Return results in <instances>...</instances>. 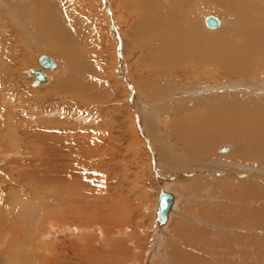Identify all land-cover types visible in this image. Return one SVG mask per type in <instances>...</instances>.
Masks as SVG:
<instances>
[{"label":"bare ground","instance_id":"6f19581e","mask_svg":"<svg viewBox=\"0 0 264 264\" xmlns=\"http://www.w3.org/2000/svg\"><path fill=\"white\" fill-rule=\"evenodd\" d=\"M100 1L115 40V70L120 90L128 94L131 121L122 113L114 119L132 125L126 126L128 134L119 127L122 134L116 137L129 135L127 147L145 150L148 179L159 196L161 190L173 196L168 220L157 222V205L144 250L135 228L130 233L126 226L124 203L114 209L121 211L119 218L107 220L81 178H62L58 169L48 172L56 178L42 172L32 178L28 169H38L40 160H67L65 148L54 149L61 140L57 136L48 141L47 133L23 132L13 107L5 114L0 106V264H264V0ZM118 7L133 19L126 31L117 22ZM209 16L219 17L218 28L207 25ZM86 25L66 12L62 0H0L1 78L14 85V61L21 55L14 53V44L21 42L55 54L66 65L67 75L60 76L53 92L106 102L108 90L93 93L95 85L103 86L101 80L88 81L105 68L99 70L94 61L99 56L95 31ZM50 57L56 68L44 71L45 86L52 85L51 74L61 66ZM1 78L0 95L7 84ZM51 115L45 124L41 118L43 127L48 128ZM105 122L109 130L112 123ZM32 137L41 138L48 150L35 153ZM94 137L91 144L100 145ZM107 151L98 146L90 160L102 154L107 160ZM16 171L23 180L14 178ZM56 180L60 188L48 187Z\"/></svg>","mask_w":264,"mask_h":264},{"label":"rangeland","instance_id":"374dc122","mask_svg":"<svg viewBox=\"0 0 264 264\" xmlns=\"http://www.w3.org/2000/svg\"><path fill=\"white\" fill-rule=\"evenodd\" d=\"M63 2H65V10L68 14L69 13L71 14V12H72L77 18L79 16L80 22L82 24L90 25L91 28L93 27L92 30L94 29V31H95V32H93V31L92 32L95 35L94 37L96 38V46H97L96 50H98L99 56H97L98 54L94 55L95 56L94 61L96 62V65L98 66L99 70L104 69V68L105 69H104V71L102 70V73H98V75H94V76L90 75L88 81L89 82H95L97 78H99L98 81L101 80L100 82L102 83L103 86L95 85V87H98V89L94 88L93 93H98V90H100V89L108 90L107 101L106 102H99L102 100H96V101L94 100L95 101L94 102L93 100L78 98L79 96L77 97V96H73L70 94L53 92V86L57 83V80H61V78L65 77V75H67V72H68L66 70V65L63 64L64 62L62 61V59L60 60V58L58 56H56L55 54H54L55 55V57H54L53 53H46L41 48L37 49V47H35L33 50L31 48L30 49L25 48L21 42H18L16 44H14L16 46L14 49V53H16V56H17V53L21 54V55L20 56L18 55L17 56L18 58L17 59L15 58V61H14V66H15L14 67V80H15L14 85H12L13 83H10V81H8V83H7L4 80L6 78L5 75H4L5 77L2 76L3 78H1V76H0L2 84H3V82L5 84L7 83L6 85L3 84L4 90L3 89L1 90V95L2 94L3 95L2 96L0 95V97H1L0 98V106H2V108H4L3 112L5 114H8V112H9L8 109L10 107H13V108H10V110H12V112L14 113V116H16V118L14 120L16 121V119H17V121L15 123H17V125H20L22 123L23 132H26L28 129L30 132L33 131L32 133L36 132V133L41 134V132H42V134H44V135L47 133L49 135H46L43 137H44V139L47 137L48 141H49V139L51 140L52 137L54 138L57 136V138H60L61 140L58 141L59 144H56V145L54 144L55 148L54 147L53 148L55 150H59V151H62V149L65 148L64 149L65 151L63 150V152H65V155L67 154L66 159L67 160L70 159L67 161L63 158L60 159V156H59L56 158L57 161L58 160L59 161L57 163H53V164H55L54 166L51 163H48L44 160L43 161L40 160V162H39L40 167L38 169L35 167L28 169L29 173L34 171L32 178L33 177L39 178L40 176L37 175V173H39V172H42L43 174L45 173V178H56V177H52L48 173L49 171H54V169L59 170L60 174L62 175L60 177H62V178H73V176H75V178H81L80 180L83 181L85 184L89 183L88 187L90 189H92V191L90 190L91 195L93 197L95 196V198H94V199H96L95 201L101 205V208H103L102 211H103L104 216L106 215L107 220L110 218L112 220L119 218V214L121 213V211L120 210L116 211L114 209H116L117 205L124 203V205H125L124 215H125L126 224H127L126 226L130 229V233H132V227L131 226H133L135 228V235L138 237L140 236L141 240H142L140 247L142 249H144V247L150 243L151 236H150V232L148 231L149 227L152 226L151 224L152 223L154 224V222L156 220L155 216H156L157 209L156 210H154V209L156 208V206L158 205V202H159L158 201L159 200L158 187H156V185H155L156 183L153 184L148 179L147 174H148V170H150L151 167L149 165H147L149 158H148V156H146L145 150L141 149L139 146H138L139 148L137 146H132L133 148L127 147L128 144L129 145L132 144L131 143L132 141H128V138H130L129 135H128V137L126 135H124L125 138L120 137L121 139H123V140H121V142H123L122 143L123 145H120L121 142H120V140H118L120 138L116 137L117 136L116 133L119 132V134H122L121 131L122 130L124 131V129L126 130V132H124L125 134L127 132L129 133L128 127L130 128L132 125H131V122L129 123V121H131V119L129 118L130 114H128V110H127V107L125 105L126 102H128V96H126L128 94L123 92V89H122V91L120 90L121 89L120 84H122V82H121V79L120 80L118 79V77H119L118 72L115 70L116 66L118 65L117 61H119L118 59H116L117 57L115 56V52L117 51L116 45H115V40H113L114 37H113L112 33L110 32L109 22L105 19V18H107V16L103 14V12H102L103 9L101 10V7H100L101 1L100 0H62V3ZM117 4H119V2ZM127 4L124 3L123 7L125 6V8H127ZM119 7L117 8V10L119 11L118 16H120L119 19L121 22H119V21H117V22H118V24L120 23L123 30L125 29L124 31H126L129 29V27L132 23L131 21L133 19L128 14H125L126 12H122L120 9L121 7L120 8ZM211 7L212 6H209V5L207 6V8H211ZM217 18H219V17H217ZM84 22H86V23H84ZM205 28L207 30H212V29L208 28L207 26H205ZM111 35H112V37H111ZM122 39L127 40V38H124V37ZM94 44H95V42L93 43V45ZM21 45H22V47H21ZM19 47H21V48H19ZM17 48H18V50H17ZM87 48L90 50L91 46H89ZM126 48H127V46H126ZM25 49L28 51H26ZM43 53L45 55L47 54L48 56H52V57L56 58L57 61H58V59L60 60V64H59V65H61L60 68L58 69V71H56V73L54 72L51 74L50 83L52 85H50V84L46 85V86L41 85V84L37 85L36 80L34 79V77L31 74L32 70L34 71V70H37L40 68V66L37 63V57H39V55L40 56L44 55ZM24 54H25V56H24ZM130 55H132L131 52H130ZM19 58H21V59L23 58L24 60L22 59L21 61H19L20 60ZM17 61L20 62V64L16 63ZM22 61H24V62L22 63ZM58 63H59V61H58ZM17 64H18V66H17ZM35 64H36L37 68L35 67ZM5 68H7V67H5ZM3 74H5V73H3ZM60 76H61V78H60ZM15 78H17V79H15ZM6 80H7V78H6ZM62 80H63V78H62ZM103 83L106 85H104ZM40 86H42V87H40ZM50 86H52V87L49 88ZM11 88H13V89H11ZM109 92H110V95H109ZM4 96H6V97L4 98ZM114 101H116V103ZM95 103H97V104H95ZM86 104H88V105H86ZM89 106H90V108H88ZM121 106H124V107L122 108ZM95 108H96V110H95ZM111 108H113L114 110ZM123 109L125 112L123 111ZM120 110L123 112H121ZM126 110H127V112H126ZM117 111H120V112H117ZM118 113H119V116H118ZM121 113L123 115L125 114L124 116L125 117L127 116V120H129V121L125 120L126 118H124L125 121H120L118 123V120H115V119L118 117H123V115H121ZM50 114H52V115L48 118L49 119L48 128L46 126L43 127L41 124H43V123L45 124L47 122V121H45V119H46L45 117H46V115H50ZM108 114L109 115L111 114V115L109 116ZM113 115H114V117H113ZM108 116L111 119L110 118L108 119ZM115 116H118V117H115ZM41 118H43V120ZM112 118L113 119L115 118L114 121H112ZM40 120H42L41 121L42 123L40 122ZM109 120L111 121L110 123H112V125L110 124L109 130H108V127H106V126L109 125V122H108ZM105 121L108 122V125H106ZM15 123L13 126L16 127L17 125ZM113 125H115L114 128H113ZM100 126H101V128H99ZM123 126H125V127L128 126V127L123 128ZM81 127H83V128H81ZM67 128H69V129H67ZM75 128L76 129L81 128V130L84 129V131L80 132L81 131L80 129H77L78 130L77 131ZM86 129H88L87 131H90L91 129L94 131V133H95L94 138H95V140L96 139L98 140V141L97 140L96 141L99 142L98 144H100V145L95 146V145L91 144V142H92L91 140H94V139H92L94 133H93V131L91 133L89 132L91 134L90 135L89 133L85 132ZM102 129L103 130L105 129V130L103 131ZM50 130H52V131H50ZM106 130L109 132L112 131L113 134H110V135L107 134V132H105ZM100 131H101V134H99ZM21 132H20V130L17 131V133H21ZM100 137H103V139L99 140ZM111 137H114V138H111ZM81 138L83 140L85 139V142H83ZM32 139L34 141L36 140V142H34V143L32 142V144H33L32 147L33 148L35 147V149H34L35 153H38L42 149H47L46 145L42 142L43 140L41 138L32 137ZM39 139H40V141H39ZM64 139L65 140L68 139V140L65 141ZM74 139H75V141H74ZM105 140H107V141H105ZM62 141H63V143H62ZM109 142H110V145L113 146V147L111 146L112 149L110 148ZM88 143H90L91 145H88ZM117 143H119V144H117ZM50 144L52 145V142H50ZM78 144L80 145L81 149L79 148ZM87 145H88V148H87ZM92 145H93V147H92ZM90 146L92 147V149H89ZM94 146H95V148H98V146H99L100 149L107 147V149L109 151H107V155H106L107 160H105L106 163L103 159L105 157L103 154H102L103 157L99 156L98 157L99 159L96 158L95 162H92L90 160V158H92L93 153H95ZM117 146H119V147H117ZM58 147H61V149H59ZM84 147H85V149H84ZM119 148H121V149H119ZM137 148H138V150H137ZM68 150H71V152ZM123 150H124V152H123ZM133 150L134 151L136 150L139 152L136 153ZM143 150H144V152H143ZM23 153L24 152H21L24 159H26V156L29 157V155L26 154V156H25ZM39 153L42 154V152H39ZM81 153H83V154H81ZM86 153L87 154L90 153L91 154V155H89L90 157ZM133 153H135V155ZM70 154L72 155L71 157H70ZM85 154H86V156H84ZM139 154H140V156H139ZM58 155H60V154H58ZM75 155H77L76 156L77 158L75 157ZM81 158L83 159V161ZM76 159L79 162H77ZM87 160H88V163H87ZM100 160L102 161V166H101ZM113 161H114V163H113ZM68 162H69V164H68ZM91 162H92V164L96 163V164H94L95 166H93L91 164ZM138 163H139V165H138ZM4 167H7V165L4 164V166L1 168H4ZM53 167H55V168H53ZM85 168L87 169L88 172L85 170ZM14 169H16V168L14 167ZM67 173L68 174L70 173V174L68 175ZM43 174H41V176H43ZM47 174L51 177L47 176ZM58 175H59V173H58ZM133 175H135V177H133ZM139 175H140V177H139ZM13 176H14V178H21L22 180L24 178V176L23 177L19 176V173H17V171L15 173L13 172ZM87 176H89V178H85ZM75 178H73V179H75ZM85 179L88 181L85 182L86 181ZM50 182H52V181H50ZM153 182H156V181H153ZM59 184L60 183L56 180L55 182L50 184L48 187H50L52 185L54 188V185H56L55 186L56 188H60L61 186L58 187ZM48 192H49V190H48ZM55 194L59 196L60 192L55 191ZM94 199H93V201H94ZM95 201H94V203H95ZM100 205H99V207H100ZM132 217L134 218V220ZM119 220H122V219L120 218V219H118V221ZM129 220H130V222H129ZM148 241H149V243H148ZM143 251H140L139 254H142Z\"/></svg>","mask_w":264,"mask_h":264},{"label":"water","instance_id":"95a60500","mask_svg":"<svg viewBox=\"0 0 264 264\" xmlns=\"http://www.w3.org/2000/svg\"><path fill=\"white\" fill-rule=\"evenodd\" d=\"M206 23L210 28H218L219 21L213 16H209L206 19ZM40 69L34 70L33 76L38 84H45L48 82V77L44 73L45 70H54L56 68V62L48 55H42L38 59ZM226 150L225 148L223 149ZM157 222L162 225L167 222L169 211L172 208L173 196L170 193L161 190L158 200Z\"/></svg>","mask_w":264,"mask_h":264}]
</instances>
